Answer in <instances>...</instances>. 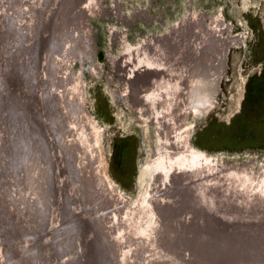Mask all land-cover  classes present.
<instances>
[{
  "label": "rangeland",
  "instance_id": "obj_1",
  "mask_svg": "<svg viewBox=\"0 0 264 264\" xmlns=\"http://www.w3.org/2000/svg\"><path fill=\"white\" fill-rule=\"evenodd\" d=\"M31 1L0 0V264H23V260H29L25 254L33 245L40 252L35 250L36 256L30 257L29 264H82L85 253L83 247L73 243L70 238L74 239L75 236L74 225L84 220L87 222L89 215L97 217L99 224L102 223L104 227L102 232L107 235H103L106 241L99 238V246L91 247L92 252L86 264H101L98 258L100 254L104 257L107 255L108 258L104 259L108 264H211L203 256L197 257L201 250L205 252L201 251L203 255L206 254L208 248L200 245V241L212 240L216 243L217 237L223 240L225 234L222 224L237 225L240 231L248 228L249 233L258 224L264 228L258 221L264 222V0H79L78 4L75 0ZM69 8L73 12L67 15ZM65 16L71 22H82L79 34H72L82 49L75 50L69 56L65 53V49L70 46L68 39L52 36L58 19ZM40 21L37 45H34L32 42L36 38L32 30L34 23L36 26ZM48 23L49 26L52 23L51 28L53 23L54 26L50 29L49 38L45 39ZM214 26L216 31L208 29ZM18 35L22 36L23 44L16 51L14 44ZM54 40L57 42L53 46ZM216 42H219V65L213 103L199 117H193L185 107L180 124H185L181 127L187 150L182 153V170L175 169L172 172L173 177L182 174L173 178L167 175L170 168H162L157 156L158 143L155 140H158V135L155 122L150 120L155 112L152 110V97L163 95L161 88L168 78L165 67L175 71L178 68L184 70V66L191 63V53L195 55L198 49L201 55L207 45ZM29 52L32 57L35 54V58L30 60L31 66L24 62L28 61ZM10 55H18L23 60L17 58L8 61ZM191 60L197 62L196 57ZM129 63L132 65L129 70L137 65L135 69L147 71L148 68L155 74L148 91L138 94L127 79ZM5 64L8 69L3 71ZM49 75H52L51 78ZM31 91L32 97L38 99V112H35L37 121L33 117L34 125L26 117V112L29 115L34 109L33 103L25 102L27 92ZM46 92L52 100H57L58 106H62L59 116H62L63 124L71 127V136L75 133V137H72L75 153L81 150L77 144L79 139L82 136L84 138V135L86 138L88 132L89 137L84 140L85 144L87 141L88 146H91L87 149L88 155L91 153L92 156H89L94 165L91 167L94 172L97 170L105 186L109 187L108 192L96 184L94 191L97 192L96 196H103V199L108 195L113 197L106 211L89 199L91 203L86 204L88 215L79 217L78 208L74 206L77 208L74 210L71 208L73 205H70L67 209L69 212L60 216L63 170L61 154L53 153L52 158L56 160L59 170L54 180L57 191H51L48 196L52 205L49 213L46 211L47 224L44 223L40 228L35 227L38 220L34 218L41 212L36 211L40 190L39 173L36 175L34 165L28 166L27 171L25 168L28 161L29 164L33 162L34 151L30 144V140H35L33 132L37 131L38 139L45 138L49 148L51 141L56 140L52 136L55 133L46 132L48 126L52 128L50 119L45 120L43 116L47 108ZM13 98L17 99L14 102L16 104L21 101V107L11 104L8 109L7 103ZM9 110L15 111L12 113ZM20 111L25 115L24 118ZM28 127L32 130L31 136H28ZM86 127H89L88 131ZM76 134L81 136L78 138ZM18 140H21V148L25 151L24 158L16 163H21L19 169L14 165V149L19 150L20 147ZM85 148L80 153L83 156ZM188 148L197 150L199 165L188 154ZM78 154L75 164L80 156ZM240 182L242 184H238ZM34 186L36 189H33ZM227 187L230 188V196L225 192L228 191ZM44 191L45 188L43 192L41 190V194H44L41 195L42 203H39L43 211L46 206L44 201L47 202V193ZM252 192L255 193L252 195ZM196 197L200 198L199 201ZM166 201L173 205L175 214L164 216L161 209ZM229 201L235 205L229 206ZM221 202L228 210L225 213ZM232 210L236 211L235 214ZM102 217L104 220L101 222ZM191 225L196 226V232H186ZM68 229L69 248L63 253V246L57 236H66ZM25 231L34 233L28 237L24 235ZM260 236V240L264 238ZM184 238L190 243L185 244ZM195 238L199 243L192 240ZM233 239L242 242L236 235ZM50 245V251H41V248ZM170 245L174 246L173 250L169 249ZM258 249L259 253L263 252L261 247ZM155 255L161 256L156 258ZM218 262L221 264L222 259L216 257L212 264ZM246 264H264V256L256 262L248 259Z\"/></svg>",
  "mask_w": 264,
  "mask_h": 264
},
{
  "label": "bare ground",
  "instance_id": "obj_2",
  "mask_svg": "<svg viewBox=\"0 0 264 264\" xmlns=\"http://www.w3.org/2000/svg\"><path fill=\"white\" fill-rule=\"evenodd\" d=\"M31 1V0H30ZM39 1V0H37ZM48 1V0H47ZM69 1V0H68ZM32 2V1H31ZM45 2V1H44ZM75 3L79 2V0H75L74 1ZM38 3V2H37ZM43 3V2H42ZM68 4V2H67ZM74 4V3H73ZM72 4V6H74ZM78 4V3H77ZM65 7V4L63 5ZM71 6V5H70ZM81 6V5H80ZM37 7V6H36ZM45 7V6H44ZM43 8V7H41ZM48 8V7H47ZM66 8V7H65ZM30 9V8H29ZM34 9V8H33ZM55 9V8H54ZM76 9V8H75ZM74 9V10H75ZM27 11H30V10H27ZM43 11V10H42ZM54 12V11H53ZM73 10H71L70 8L68 9V12L67 15L69 13H72ZM24 15V14H23ZM55 21V20H54ZM72 20H67L66 19V16L63 17V19H58L57 23H56V26H55V30L53 32V35L54 37H58L60 39H68V41L70 42V46H68L66 49H65V53L66 55H72L74 53L75 50H79V49H82L80 46H79V42L76 43V39H74V34H79V31H80V28H81V24L82 22L81 21H74L71 22ZM55 23V22H54ZM54 23H53V26H54ZM30 24V23H29ZM40 24H41V21L35 26V23H34V26H33V34H34V39L32 44H36L37 43V38H38V35H39V31L38 29L40 28ZM51 24L50 23V26H49V23L46 24V30H48V32L46 31V36H45V39L49 38L50 34H51V30L53 28H51ZM9 29H11L9 27ZM208 29H213L214 31H216V28L215 26L214 27H210ZM6 30V29H5ZM29 30V29H28ZM70 30V31H69ZM7 31V30H6ZM15 31V30H14ZM22 32V31H21ZM29 32V31H28ZM210 33L213 34V31L210 30L209 31ZM7 33V32H6ZM15 34V33H14ZM57 38V40H58ZM56 40V38H55ZM54 40V41H55ZM227 40V39H226ZM234 40V39H233ZM205 41L207 42V44H209L208 40L205 39ZM213 41H215L213 39ZM56 42L53 43V46L56 45ZM21 43H22V36L18 35L16 36L15 38V47H16V51H18V49L21 47ZM23 44V43H22ZM37 45V44H36ZM210 45V44H209ZM207 45V47L205 48V50L201 51L203 53H201V55L199 54L200 51L198 49L195 50V55L191 53V56L189 58V62H191L190 64L185 65L184 66V70L183 68L182 69H179L177 71L175 70H170V68H166L165 67V74H167V77L166 78V81L163 85V88H161L160 90L161 91H164L163 92V95L162 94H158L159 96L161 97H158L156 96L155 97H152V105H153V109L155 112L153 113V116H150L152 117L151 122H155V127H156V132L158 135V140H155L157 141L158 143V146H157V156L158 158L160 159L161 161V167L164 168V167H168L170 168V173H167L168 176H171L173 177V171L175 172L177 170H182L181 169V164L183 163H180V161L182 160V153L183 151H186L187 150V146H186V139L185 141L183 140L182 136H183V130H182V127L185 126V124L183 125L180 124L181 123V120H182V117H183V114L185 113L184 112V109L185 107L187 108L186 111H189L191 112V114L193 115V117H199L202 112H205L207 109H209L210 106H212V103H213V94L216 90V87H217V78H216V71L218 69V61H219V55H218V47H219V42H216L215 44H211V46ZM83 46V45H82ZM65 48V47H63ZM34 50V49H33ZM32 50V51H33ZM14 52V51H13ZM31 57H30V55ZM19 55V53H18ZM18 55H13V57L10 55L8 57V61H11V60H14V59H21L20 57H18ZM133 56V55H132ZM208 56H209V59H208ZM10 57H12V59H10ZM29 57V59H28ZM66 57V56H65ZM193 57H196L197 59V62L196 61H193L191 60V58ZM33 58H35V54L33 55L32 57V54L29 52L28 53V56H27V60L28 61H24L26 62L25 64H28L29 66H31L32 62L30 60H32ZM23 60V59H21ZM73 60V58H72ZM68 61V60H67ZM71 61V60H70ZM131 61V60H130ZM137 61V60H136ZM137 63V62H136ZM193 63V64H192ZM130 64V63H129ZM142 65V64H141ZM132 66L131 64L128 65L127 67V70H126V77L128 80H130V83L132 84V86L134 85L135 86V89L136 91L138 92V94L142 93L143 91L145 92V90L148 91V89L150 88L151 86V83L152 81H154V78L156 76H154L155 74L147 68V71L146 69H135L137 68L138 66L136 65L135 68H132V70H129V67ZM143 66V65H142ZM5 69H8V66L7 64H5V66L3 67V71ZM183 70V72H182ZM189 70V72L186 74V72ZM155 72V71H154ZM174 72H176V74H174ZM56 73V72H55ZM51 74V73H50ZM51 78L52 75H49ZM190 76V77H189ZM55 79V77H53ZM52 78V79H53ZM174 78V79H173ZM50 79V80H52ZM53 79V81H54ZM183 81V82H182ZM5 85H3L4 87ZM5 90L8 91V89H6L4 87ZM6 91V92H7ZM65 92V91H64ZM61 93V92H60ZM32 91L31 92H27V97H25V102H28L30 104L33 103V113H28L26 112V117H28L30 120H32V125H34V122H33V117L36 119L37 121V117L35 115V112L37 111V107H38V103H37V98L36 97H32ZM73 94V93H72ZM144 94V93H143ZM147 95V94H146ZM62 96V95H61ZM145 96V95H144ZM53 98V97H52ZM55 98V97H54ZM72 98V97H71ZM16 98H13L12 99H9L8 103H7V107H9L8 109H10V106L11 104L16 107H21V101H19V103H14V102H17V99L15 101ZM66 99V98H65ZM150 99V98H149ZM45 100L47 102L46 106L47 108L45 109L44 113H43V116L45 118V120H48L50 119V123H52V128L48 126V128L46 129V132L47 134H50V132H52V134L55 133V135H52V136H55L56 137V140H52L51 142V146L49 148L48 144L45 142V138L44 139H38V137L36 136L37 135V131L36 132H33V135H34V141L32 142V140H30V144H31V147L33 148V151H34V154H33V162H31V164H29V161H28V164L25 168V171H27V167L28 166H32L34 165V167L36 168V175L37 173H39V176H38V185H39V192L38 194V204H37V207L38 209L36 210L38 212V210L40 212V214H38L37 216L35 215L34 218H36L38 221L35 223V227H40L42 228L43 225L47 224V218H48V213H49V208H51V202H50V197H48L50 195V192L52 191V193L55 191H57V189L54 187L55 186V183H54V180L56 178V175L58 173V167H57V162L56 160H54V158H52V154L53 153H59L61 154V161H62V165H61V168L63 170L62 172V178H63V184H62V188H60V194H61V198H60V210H59V213H60V216L61 214H67L69 211H67V209L69 208L70 205H73V207L71 208H74V206H76L79 210V217L81 216H85V215H88V210L86 209V204L87 202H90V200L94 201L98 206L102 207L105 211H106V208H109L110 206V201H111V198L113 197H109L106 196L107 198L106 199H103L102 197L103 196H96L97 192L94 191V188H96V184L99 186H101L105 189H109V187H106V183H104V181H102V177L99 176L97 170H95L94 172V165L92 164V156L90 155L91 153H87V149H88V143L86 141V144H85V135H84V138L82 136L81 139H79V141L77 139H74V140H77L78 141V145H79V148H85V151H84V155H81L80 153H83V151L80 152L77 151L80 155L77 159V163L75 164V156L77 154V152L75 153V149L76 147H74V144H73V141H72V137L74 136H71V134L69 133L70 132V126L68 124V126H66L65 124H63V121L61 120L62 119V116L60 118L59 114L61 113V109H62V106L59 105L58 106V102L57 100L54 101L51 99V97H49V95H47V92L45 94ZM73 100V99H72ZM23 102V101H22ZM68 103V102H67ZM63 104V103H62ZM6 106V104H5ZM22 107L23 104H22ZM78 107H79V104H78ZM149 107V106H148ZM73 108V107H72ZM74 110V109H73ZM148 110V109H147ZM11 110H9L10 112ZM15 111V110H14ZM13 111V112H14ZM12 112V111H11ZM12 112V113H13ZM22 113V111H20ZM38 112V111H37ZM36 112V113H37ZM75 112V111H74ZM150 112V111H149ZM152 112V111H151ZM150 112V113H151ZM188 113V112H186ZM25 114V113H24ZM69 114V113H68ZM21 115V114H20ZM150 115V114H149ZM185 115V114H184ZM22 116H23V113H22ZM25 116V115H24ZM23 116V118H24ZM22 118V117H20ZM70 118H73V117H70ZM23 121H25L24 119H22ZM80 120V119H79ZM19 122V121H18ZM20 123V122H19ZM26 123V122H25ZM30 123V124H31ZM69 123V122H68ZM29 124V125H30ZM79 124V123H78ZM150 124V123H149ZM65 125V126H64ZM82 125V124H81ZM181 125H183L181 127ZM74 126V125H73ZM88 126V123L87 125ZM17 127V126H16ZM41 127V126H40ZM82 128V126H80ZM34 129V127H32ZM76 128V127H75ZM74 128V129H75ZM28 136L30 135L31 136V132L32 130H30V128L28 127ZM80 129V128H79ZM84 130V129H82ZM86 130L88 131L89 130V127H86ZM74 131V130H73ZM72 131V132H73ZM77 131V130H75ZM91 131V130H90ZM17 133V132H16ZM84 133V132H83ZM78 134V133H77ZM76 134V137L79 138V136H77ZM39 135V134H38ZM155 135V133H154ZM16 137V136H15ZM40 137V136H39ZM45 137V136H44ZM54 137V139H55ZM57 137L59 138V140H57ZM69 137V138H67ZM75 137V136H74ZM88 132H87V136H86V140L88 138ZM188 138V137H187ZM44 143H43V141ZM20 141L19 143V150L18 149H14V156H15V163L14 165H16V163L18 161H20L23 157V154H24V148H21L22 144H21V140H18V142ZM17 143V140L15 141ZM76 142V141H75ZM94 142V140H93ZM91 142V143H93ZM91 145V144H90ZM94 147L96 145H93ZM91 147V146H90ZM89 147V148H90ZM15 148V147H14ZM93 148V147H92ZM78 149V148H77ZM95 149V148H94ZM189 152L188 154L191 156L192 159L195 160L194 163L198 162V153L193 149V148H188ZM47 151L46 152H44ZM52 150V151H51ZM91 151H96V150H91ZM12 152V151H11ZM90 152V151H89ZM49 153V154H48ZM96 153V152H95ZM94 153V154H95ZM93 155V153H92ZM51 156V158H50ZM91 156V158L89 157ZM95 156V155H94ZM89 157V158H88ZM99 159V158H98ZM96 160V159H95ZM197 160V161H196ZM94 161V159H93ZM99 161V160H98ZM200 161V160H199ZM12 162V161H11ZM20 163V162H19ZM97 163V162H96ZM200 162H198V165H199ZM18 164V163H17ZM21 164V163H20ZM19 164V165H20ZM19 165H16V168L19 166ZM93 165V167H91ZM97 165V164H96ZM157 167L159 166V164L157 163L156 164ZM102 166V165H101ZM21 167V166H19ZM19 167L17 169H19ZM99 167V166H98ZM97 168V167H96ZM95 168V169H96ZM100 168V167H99ZM179 168V169H178ZM197 168V167H196ZM21 169V168H20ZM98 169V168H97ZM103 169V168H101ZM161 169V168H160ZM100 170V169H99ZM196 170V169H195ZM200 170V169H199ZM242 170V168H241ZM261 170V169H260ZM22 171V170H21ZM25 171H22V172H25ZM101 171V170H100ZM185 171V170H184ZM190 171V170H188ZM201 171V170H200ZM239 171V170H238ZM236 171V172H238ZM92 172V173H91ZM234 172V171H232ZM252 172V171H251ZM102 173V172H101ZM172 173V175H170ZM239 173V172H238ZM237 173V174H238ZM182 174V173H181ZM180 175H175L174 177H177V176H181ZM236 174V173H235ZM253 174V173H252ZM186 175V174H185ZM232 175V174H231ZM248 175V174H247ZM246 175V176H247ZM99 179H97L98 177ZM159 175H157L158 177ZM167 176V177H168ZM201 176V175H200ZM227 176V175H226ZM237 176V175H236ZM242 176V175H240ZM245 176V177H246ZM251 176V175H250ZM101 177V179H100ZM104 177V176H103ZM156 177V176H155ZM170 177V178H171ZM173 177V178H174ZM233 177H234V174H233ZM193 178V177H192ZM218 178V177H217ZM241 179V177H239ZM247 178V177H246ZM105 179V178H104ZM156 179V178H155ZM198 179V178H197ZM195 179V180H197ZM200 179V178H199ZM214 179V178H213ZM225 179V178H224ZM158 180V179H157ZM187 180V179H186ZM218 180V179H217ZM221 180V179H220ZM248 181L250 180V177L249 179H247ZM252 180V179H251ZM260 180V179H259ZM99 181V182H98ZM102 181V182H101ZM198 181V180H197ZM212 181V180H211ZM233 181V180H232ZM241 181H244V179ZM247 181V182H248ZM155 182V181H154ZM157 182V181H156ZM199 182V181H198ZM202 182V181H201ZM208 182V181H207ZM236 182V181H235ZM245 182V181H244ZM252 182V181H250ZM264 182V181H262ZM261 182V183H262ZM21 183V182H20ZM95 183V185H94ZM158 183V182H157ZM193 183V181H192ZM212 183V182H210ZM217 183V182H216ZM226 183V182H225ZM231 183V182H230ZM249 183V182H248ZM185 184V183H184ZM207 184V183H206ZM238 184H242L241 182L238 183ZM246 184V183H245ZM192 185V184H191ZM228 185V184H227ZM244 185V183H243ZM260 185V184H259ZM96 186V187H95ZM159 186V185H158ZM207 186V185H206ZM205 186V187H206ZM217 186V185H216ZM225 186V185H224ZM234 186V185H233ZM246 186V185H244ZM36 186H34L33 189H36L35 188ZM204 187V188H205ZM231 187V186H230ZM9 188V187H8ZM45 188V191L47 193V202L44 201V204L46 203V206L44 207V211L43 209H41V205H39V203H42L41 201V194L43 192ZM196 188V187H195ZM200 188V186L198 187ZM197 188V190H199ZM216 188V187H215ZM228 188V187H227ZM234 188V187H233ZM248 188V186H247ZM250 188V187H249ZM192 189V188H191ZM230 188H228V191H225V192H230L229 191ZM239 189V187H238ZM42 190V192H41ZM187 190V189H186ZM190 190V188H189ZM188 190V192H189ZM194 190V189H193ZM192 190V191H193ZM227 190V189H226ZM237 190V189H236ZM240 192H241V189H239ZM237 190V191H239ZM245 190H249V189H245ZM254 190V189H253ZM262 190V189H261ZM36 191V190H35ZM44 191V192H45ZM191 191V192H192ZM202 191V190H201ZM216 191V190H215ZM218 191V190H217ZM216 191V192H217ZM233 191H235V188L233 189ZM232 191V192H233ZM243 191V190H242ZM252 190H250L251 192ZM260 191V190H259ZM73 192V193H72ZM109 192V190H108ZM200 192V191H199ZM206 192L208 193V191L206 190ZM212 192V191H211ZM215 192V193H216ZM220 192V191H219ZM236 192V191H235ZM249 192V191H248ZM262 192V191H261ZM37 193V192H36ZM223 193V192H222ZM242 193V192H241ZM240 193V194H241ZM245 193V192H244ZM253 193L255 192H252V195ZM194 194V193H193ZM197 194V193H196ZM195 194V195H196ZM205 194V193H203ZM214 194V193H212ZM233 194V193H232ZM247 194V193H246ZM260 194V193H258ZM257 194V195H258ZM263 194V192L261 193ZM37 195V194H36ZM194 195V197H195ZM199 195V194H198ZM217 195V194H216ZM215 195V196H216ZM222 195V194H221ZM227 195V194H226ZM229 195V193H228ZM236 195V193H235ZM234 195V196H235ZM238 195V194H237ZM245 195V194H243ZM230 196V195H229ZM233 196V197H234ZM242 196V195H241ZM240 196V197H241ZM251 196V195H250ZM260 196V195H259ZM205 197L203 198L204 202H205ZM221 197V196H220ZM239 197V195L237 196ZM248 197V196H247ZM247 197H246V203L248 202L247 201ZM255 197V196H254ZM261 197V196H260ZM105 198V197H104ZM188 198H190V196L188 195ZM193 198V197H192ZM231 198V197H230ZM243 198V196H242ZM241 198V199H242ZM245 198V197H244ZM253 198V197H252ZM252 198L250 200H252ZM264 198V197H262ZM195 199V198H194ZM193 199V200H194ZM196 199H198L196 197ZM200 199V198H199ZM198 199V201H199ZM211 199V198H210ZM226 199V198H225ZM235 199V198H234ZM239 199V198H238ZM36 200V198H35ZM77 200V201H76ZM212 200V199H211ZM217 200V199H216ZM223 200V199H222ZM229 200V199H227ZM231 200V199H230ZM236 200V199H235ZM255 200V199H254ZM113 201V200H112ZM168 201V200H167ZM164 202L163 205L164 207L161 209L164 213V216L171 213L173 215V213L175 214V209L173 208V205L172 204H168V202ZM189 201V200H188ZM196 201V200H194ZM193 201V202H194ZM234 201V200H233ZM243 201V199H242ZM257 201V199H256ZM163 202V200H162ZM207 202V201H206ZM212 202V201H211ZM214 202V201H213ZM231 201H229L228 203H230ZM236 203V201H234ZM233 202V203H234ZM244 202V201H243ZM258 202V201H257ZM91 203V202H90ZM191 203V202H190ZM199 203V202H197ZM227 203V202H226ZM227 203V204H228ZM233 203H230L229 206ZM234 203V205H235ZM259 203V202H258ZM193 204V203H192ZM206 204V203H204ZM221 205L223 204V202L220 203ZM241 204V203H240ZM249 202L247 203V206H248ZM94 205V204H93ZM118 205V204H117ZM201 205V204H200ZM208 205V203L206 204ZM224 205H225V202H224ZM254 205V204H253ZM115 206V205H114ZM194 206V205H193ZM196 206V204H195ZM223 206V205H222ZM233 206V205H232ZM251 205H249L250 207ZM63 207V208H62ZM97 207V206H96ZM215 207V206H214ZM224 207V206H223ZM235 207V206H234ZM234 207H232L234 209ZM77 208H74L77 209ZM113 208V207H112ZM197 208V207H196ZM209 208V207H208ZM228 208H231V207H228ZM237 208V207H236ZM240 207H238L239 209ZM251 208V207H250ZM20 209V208H19ZM63 209H65V211H62ZM213 209V208H212ZM215 209V208H214ZM222 209V207L220 208V210ZM252 209V208H251ZM254 209V208H253ZM48 210V213L46 212ZM92 210V209H91ZM100 210V209H99ZM201 210V209H200ZM95 211V210H94ZM102 211V210H100ZM109 211V210H108ZM107 211V212H108ZM223 211V210H221ZM228 211L225 209L224 207V213ZM233 211V210H232ZM235 211V210H234ZM233 211V212H234ZM257 211H259L258 207H257ZM93 212V211H92ZM131 212V211H130ZM202 212V210H201ZM236 212V211H235ZM234 212V214H235ZM241 212V211H239ZM237 212V213H239ZM253 212H256V211H253ZM264 212V211H263ZM39 213V212H38ZM113 213V212H112ZM116 213V212H115ZM223 213V212H222ZM228 213V212H227ZM236 213V215H237ZM259 213V212H258ZM101 214V213H100ZM233 214V213H232ZM250 214V213H249ZM255 214V213H254ZM257 214V213H256ZM64 215V216H65ZM95 215V214H93ZM98 215V214H97ZM104 215V213H103ZM112 215V214H111ZM131 215V213H130ZM227 215V214H226ZM262 215V214H261ZM264 215V213H263ZM113 216V215H112ZM129 216V215H128ZM241 216V215H240ZM239 216V217H240ZM243 216V215H242ZM248 216V215H247ZM90 219L87 220H84L85 222L82 223V221L76 225H74L75 227H73V232H75V236H74V239H75V242H74V239H72L73 237H69V234H70V230L68 229L66 231L67 235L65 236V234L63 236H57V240H59V243L63 246L62 248V252L64 253L66 251L67 248H69L68 244H69V238L71 240H73L72 242L73 243H79L81 245V247H83V252H85L83 254V262L82 264H86V261H89V254L92 252L90 249H92L91 247H93V245L95 246H99V238H102L103 241H106L105 240V236L103 235H107L105 234L104 232H102L104 229V227L102 228L101 224H99L98 220H97V217L95 216H92V215H89ZM111 217V216H110ZM201 217V216H200ZM227 217V216H226ZM262 217V216H261ZM104 217H102L100 220L101 222L104 220L103 219ZM114 218V216H113ZM222 218V217H221ZM238 219V217H236ZM234 218V220L236 219ZM243 218H245V216H243ZM260 218V217H258ZM110 220V219H109ZM113 220V219H112ZM211 220V219H210ZM226 220V219H225ZM33 221V220H32ZM240 221V220H239ZM244 223H246L245 221L246 220H243ZM248 221V220H247ZM261 224L264 225V222L263 220H258ZM262 221V222H261ZM229 222V221H228ZM45 223V224H44ZM107 223V222H105ZM104 223V224H105ZM110 223V222H108ZM114 223V222H113ZM157 223V221H156ZM234 223H238V221H234ZM248 223V222H247ZM250 223V222H249ZM243 224V223H242ZM252 224V223H251ZM234 224H231V227H234L233 226ZM215 226V225H214ZM223 228L222 230H224V232H226L225 236H224V239H219L221 237H217L218 241L215 243V241H212L210 240V242H208L207 238L206 240L207 241H200V245L204 246L205 247H208L206 250V254L203 255V250H201L199 252V255H197V257H201L203 256L202 258L205 259V261H208L209 263H213V258L214 256L218 257L220 260L221 258L223 257V264H246L248 259L249 261H254L256 262V260L260 257H263L264 256V244L262 242H264V238H262V236L264 237V228H261L262 231L258 234V232H256L257 234H252V231L250 230V233H249V229L247 228L246 231H240L241 228H237V232H232L230 231V226H228L227 224H222ZM237 226V225H236ZM252 226V225H251ZM250 226V227H251ZM34 227V226H33ZM79 227V228H78ZM119 227V226H118ZM190 227V226H189ZM216 227V226H215ZM230 227V228H229ZM242 227V226H241ZM246 227V226H244ZM196 226H192L190 228L187 229L186 232H191V231H194L196 232ZM24 229V228H22ZM75 229V230H74ZM102 229V230H101ZM107 229V228H106ZM236 228H233V230H235ZM243 229V228H242ZM256 229V228H255ZM254 229V230H255ZM116 230V229H115ZM226 230V231H225ZM96 231V232H95ZM106 231V230H105ZM112 231V230H111ZM114 231V230H113ZM161 231V230H160ZM229 231V232H227ZM24 232V230H23ZM102 232V233H101ZM107 232V231H106ZM198 232V230H197ZM221 232V231H220ZM30 233H34L33 231H25L24 235H28L29 236H32L30 235ZM109 234V232H107ZM215 233V232H214ZM113 235V234H112ZM183 237H186L185 234H182ZM188 235V233H187ZM221 235V234H219ZM235 235L236 237H239L240 240L242 239V242H238L236 239L234 241L233 238H235ZM261 235V236H260ZM133 236V235H132ZM259 236L260 238H262L261 240L259 239ZM56 237V236H55ZM79 237V238H78ZM107 237V236H106ZM109 237V235H108ZM117 237V236H116ZM132 238V237H130ZM187 238V237H186ZM186 238H184V243L185 244H188L190 243V241H187ZM114 239V238H113ZM133 239V238H132ZM194 240L195 242H198L199 241L197 240V238L195 239H192ZM191 240V241H192ZM202 240V239H201ZM214 240V239H213ZM54 241V240H53ZM88 241V243H87ZM236 242V243H235ZM101 243V242H100ZM120 243V242H119ZM129 244V243H128ZM164 244V243H163ZM57 245V244H56ZM111 245V244H110ZM158 245V244H157ZM194 245H197V244H194ZM193 245V246H194ZM198 245V246H200ZM55 246V245H54ZM53 246V243H52V247ZM104 246V245H103ZM112 246H113V243H112ZM111 246V249H113ZM163 246V245H162ZM168 246V244H167ZM166 246V247H167ZM197 246V247H198ZM114 247V246H113ZM124 247V246H123ZM127 247V246H126ZM174 246H169V249L170 250H173ZM179 247V246H178ZM259 247L262 248V253H259ZM164 248V247H163ZM162 248V249H163ZM196 248V246H195ZM153 249V248H152ZM168 249V248H167ZM166 249V250H167ZM199 249H202V248H199ZM35 250L37 251V249H35V246L33 245L32 248H30V251H26L27 254H25V257L26 255H28V259L29 260H23V262L25 264H29L31 263L30 262V257H35L36 256V253H35ZM45 250H51V245L50 247L49 246H45V248H41V251H45ZM115 250V249H114ZM113 250V251H114ZM198 250V249H197ZM117 251V250H116ZM121 251V250H120ZM152 251H155L154 249ZM205 251V250H204ZM40 252L39 250L37 251V253ZM196 252V251H195ZM46 253V252H45ZM156 253V251H155ZM162 253V252H161ZM172 253V252H171ZM194 253V251H193ZM41 254V253H40ZM114 254L116 255V253L114 252ZM120 254V253H119ZM117 255H118V252H117ZM121 255V254H120ZM164 255V254H163ZM152 256V255H151ZM150 256V257H151ZM159 256V255H158ZM158 256L155 255V257L157 258ZM161 256V255H160ZM159 256V257H160ZM168 257L166 254L164 255V257ZM88 257V258H87ZM120 257V256H119ZM123 257V256H122ZM253 257H255L256 259H254ZM102 258L104 259V256L102 255ZM105 258L107 259V255L105 256ZM125 258V256H124ZM155 258V259H156ZM252 258V259H251ZM37 259V258H36ZM88 259V260H86ZM150 259V258H149ZM154 259V258H152ZM151 259V260H152ZM195 259V258H194ZM262 259V258H261ZM80 260V259H79ZM121 260V258H120ZM260 260V259H259ZM19 261V260H18ZM106 264L107 263V260H103ZM119 261V260H118ZM149 261V260H148ZM181 261V260H180ZM262 261V260H261ZM102 262V261H101ZM258 262V261H257ZM23 263V264H24ZM189 263V262H188ZM261 263V262H259ZM54 264V263H53ZM97 264V262H96ZM100 264V263H99ZM103 264V263H102ZM151 264V263H150ZM164 264V263H163ZM203 264V263H202Z\"/></svg>",
  "mask_w": 264,
  "mask_h": 264
},
{
  "label": "water",
  "instance_id": "obj_3",
  "mask_svg": "<svg viewBox=\"0 0 264 264\" xmlns=\"http://www.w3.org/2000/svg\"><path fill=\"white\" fill-rule=\"evenodd\" d=\"M228 226L231 227L230 224H228ZM233 226H234V225H233ZM230 227H229V228H230ZM262 227H263L262 225L258 224V225L256 226V229H255V230H254V229H250V230L252 231V234H254V233L257 234L256 232L260 233V232L262 231V229H261ZM233 228H236V229L233 230ZM237 228H238L237 226L231 227V228H230V231H232V232H237V230H238ZM260 230H261V231H260ZM227 232H229V231H227ZM253 232H254V233H253ZM224 234H226V232H223V235H224ZM102 255H103V254L98 255V258L100 259V262L102 261L101 264H102V263H103V264H106V263L103 261V260H105V259L102 258ZM103 256H104V255H103ZM104 258H105V257H104ZM221 259H222V263H221V264H223V257H222ZM86 260H87V259H86ZM214 260H216V257H215V256H214V258H213V261H214ZM218 264H220V263L218 262Z\"/></svg>",
  "mask_w": 264,
  "mask_h": 264
}]
</instances>
